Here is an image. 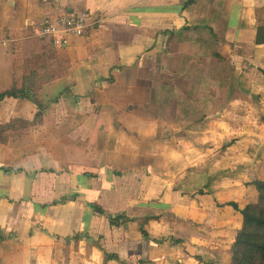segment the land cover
<instances>
[{
  "label": "crops",
  "instance_id": "crops-1",
  "mask_svg": "<svg viewBox=\"0 0 264 264\" xmlns=\"http://www.w3.org/2000/svg\"><path fill=\"white\" fill-rule=\"evenodd\" d=\"M189 2L0 0V126L43 116L41 127L7 133L0 143V264L217 263L212 234L236 223L232 208L218 207L243 209L251 197L244 185L264 181V124L234 120L252 108L264 115L261 96L250 94L264 88L243 70L248 58L261 57L256 69L264 65V45H255L264 0ZM81 14L89 15V33L56 50L69 63L63 78L37 93L22 90L24 62L40 39L31 23ZM186 84L199 90L194 109L225 118L204 138V152L189 157L178 145L170 151L169 135H161L169 129L163 105L180 101ZM158 147L160 170L144 154ZM186 170L193 181L200 176L194 190L204 183L199 170L218 180V190L173 205L168 188ZM146 179L151 187L140 194ZM94 204L132 222L111 225L93 214ZM206 231L210 239L199 235Z\"/></svg>",
  "mask_w": 264,
  "mask_h": 264
},
{
  "label": "trees",
  "instance_id": "trees-1",
  "mask_svg": "<svg viewBox=\"0 0 264 264\" xmlns=\"http://www.w3.org/2000/svg\"><path fill=\"white\" fill-rule=\"evenodd\" d=\"M190 4L193 0H190ZM38 52L32 55L31 59L24 62L22 70V90L30 93H37L46 84L62 79L64 72L68 69L69 63L60 60L51 40L46 38H38L37 40ZM255 45H264V24L257 27L255 36ZM256 83L261 88H264V65L257 67ZM43 116L37 114L32 122L24 120H13L8 124L0 126V143L6 141L5 135L11 132L24 131L32 127H41ZM264 124V122H263ZM234 144L233 141H229L223 144L222 149L231 147ZM204 152V149L201 150ZM139 171V170H138ZM201 173V180H204L203 185L194 190L199 183V177H195V180L189 178L191 170H186L185 179L179 182L173 189L172 197L174 199L173 205H176L184 201L186 196H204L211 195L214 191L218 190L219 182L215 178H208L207 171L199 170ZM146 179L142 185L141 191L145 194L147 190ZM160 191L161 184L158 181H154ZM246 189L252 190L255 194V202L247 203L243 209L239 210L236 203L230 202L226 205H220L218 209L225 207L232 208L235 221L240 220V226L236 230L233 240L229 245V263L228 264H264V181L256 180L244 185ZM150 186L148 189H150ZM96 201V200H95ZM64 202L53 204L54 206H60ZM93 214L102 215L108 220L109 224L120 226L121 224H127L132 222L125 214H116L112 216L102 211V209L96 204L91 205ZM239 214V216H238ZM135 216H138L136 214ZM139 219V218H137ZM175 244L180 242H174ZM199 261V264H211L204 262L200 257H195Z\"/></svg>",
  "mask_w": 264,
  "mask_h": 264
},
{
  "label": "rangeland",
  "instance_id": "rangeland-1",
  "mask_svg": "<svg viewBox=\"0 0 264 264\" xmlns=\"http://www.w3.org/2000/svg\"><path fill=\"white\" fill-rule=\"evenodd\" d=\"M264 53V52H263ZM262 54V52L260 53ZM250 55V54H248ZM255 54H252V56H254ZM255 57V56H254ZM261 57H255L253 58H248L247 61H244V71L248 74V77L255 83V73H257L256 70V66L259 65L261 62L263 61H259L257 59H259ZM211 61V59H207L205 60L203 66H205L206 71L209 70L210 66H209V62ZM253 65V68L255 69V71L253 70V75L249 74L250 73V66ZM212 70H214V68H212ZM194 70L190 69L189 70V74H191ZM183 73V72H182ZM235 75V73L233 74ZM193 79V77H190L189 80ZM195 86H193L192 84H186V85H181V89L177 90L179 97H180V101L175 100V101H167L166 106L163 105L164 107V116L165 118L162 119H166L169 123V129L166 133L165 130L162 131L161 135L162 137H164L166 134L169 135V141L171 142V145H174L173 148L170 149V151L172 150H176L179 151L180 148L184 147V155L186 156H193L197 153L200 152L201 148L204 146L203 142H204V138H208V136H211L210 130L212 128V126L216 125L217 122H224L225 118H219L216 119V114L215 111L216 109H213L212 111H210L208 113V111H204L203 109L200 108H195L194 109V105L196 102H192L194 96H197L199 93V90H194ZM215 88V86H213ZM247 91V90H246ZM251 92V91H250ZM255 92H258V94L261 96L262 101L264 102V90L261 91H253V93L251 92L250 94H255ZM175 96V95H174ZM247 98L249 99V96H247ZM178 101V102H177ZM235 102H240L235 101ZM241 102L243 104H247L248 106L250 105V103H246L245 101L241 100ZM199 104V102H197ZM264 105V104H263ZM262 106V103H261ZM194 109V114L193 116H189L187 117L185 116H181L183 111H186V113H190L191 111H193ZM251 110H254V108H252ZM249 113H245L242 115H239L237 117L234 118V120H236V122H249L250 127H253L254 124L257 125L260 122H264V115H261L259 113V115H256L253 112ZM167 111V113H166ZM169 114V115H168ZM219 114V113H218ZM227 120H230L228 117L226 118ZM191 127H195V129L199 130V132L196 133H191L192 130L194 128ZM188 132V133H185ZM184 133V134H183ZM177 134H183V136H180L177 139H174V136H177ZM226 143V142H224ZM223 143V144H224ZM210 142L208 141L207 145L210 146ZM176 145L179 146V149L176 147ZM218 147H222L220 145V142L218 144ZM144 154L147 155V159L151 160L153 163L157 162L156 164H154V166L156 167V169L160 170V167H158L157 164H159V162L162 160L161 154H162V150L160 149V147L158 148H154L151 150H147ZM142 160V164H148L147 162H145ZM178 170H180V166L177 169H174L173 173H177ZM76 180L78 181H82L83 179H81L82 175L79 174H75L74 175ZM251 192V197L250 199H248L246 202L249 203H254L255 200V194L254 192H252V190H250ZM140 194H143L142 191H140ZM239 216V214H238ZM240 220L236 221V223L234 224H224V227L221 229L220 226H222V224L220 226H218L216 228V232L215 233H219L216 235L212 234V238L215 241L216 244V251L219 255L217 263L214 264H227L229 263V257H227L226 259H224V256L227 253L228 256V247L231 244L234 234L236 232V230L239 228L240 226ZM200 236H202L203 239H210L211 235L209 232H201L199 234Z\"/></svg>",
  "mask_w": 264,
  "mask_h": 264
},
{
  "label": "built area",
  "instance_id": "built-area-1",
  "mask_svg": "<svg viewBox=\"0 0 264 264\" xmlns=\"http://www.w3.org/2000/svg\"><path fill=\"white\" fill-rule=\"evenodd\" d=\"M35 27V35L51 40L55 50L61 51L67 48L70 37L84 38L92 27L89 15L60 16L56 18H42L39 22H32Z\"/></svg>",
  "mask_w": 264,
  "mask_h": 264
}]
</instances>
